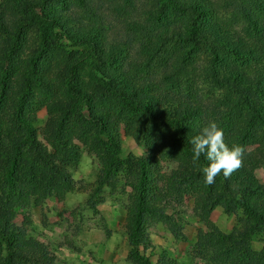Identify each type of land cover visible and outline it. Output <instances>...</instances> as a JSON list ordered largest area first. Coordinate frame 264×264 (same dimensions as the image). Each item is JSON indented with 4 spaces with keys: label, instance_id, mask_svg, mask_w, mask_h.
Returning <instances> with one entry per match:
<instances>
[{
    "label": "trees",
    "instance_id": "16d2710c",
    "mask_svg": "<svg viewBox=\"0 0 264 264\" xmlns=\"http://www.w3.org/2000/svg\"><path fill=\"white\" fill-rule=\"evenodd\" d=\"M42 108L55 158L37 138ZM210 121L246 156L207 185L208 161L194 159L190 140ZM119 131L145 152L120 156ZM80 147L100 163L90 207L102 186L128 180L131 264L167 263L141 252L146 224L173 227L161 203L187 195L208 226L216 205L244 216L228 233L197 236L210 264H264V183L254 175L264 163V0H0V264H52L16 209L69 189ZM159 161L173 166L162 172Z\"/></svg>",
    "mask_w": 264,
    "mask_h": 264
},
{
    "label": "rangeland",
    "instance_id": "374dc122",
    "mask_svg": "<svg viewBox=\"0 0 264 264\" xmlns=\"http://www.w3.org/2000/svg\"><path fill=\"white\" fill-rule=\"evenodd\" d=\"M202 92L207 88L202 86ZM213 94L215 90L209 91ZM217 92V91H216ZM16 95L12 87L8 98ZM44 109L37 111L34 126L37 138L51 158L55 155L46 143L40 130L45 119ZM120 156H139L145 152L143 142L119 131L117 135ZM162 172L168 171L173 163L159 161ZM100 163L86 148L80 147V157L74 168L67 172L71 187L63 194L51 193L37 203L30 202L16 209L14 222L24 228L25 236L32 239L47 252L52 264H131L127 258L128 244L124 229L126 206L129 202L127 178H120L114 185L102 186L93 196L94 206L86 202L94 187ZM254 175L264 183V163L254 170ZM173 227L159 219H149L146 224L148 242L140 247L151 262L166 264H210L207 255L196 250L197 236L210 226L228 233L238 226L244 216L237 209L226 213L220 206H214L208 215L210 226L195 212L190 196L181 199L168 197L161 203ZM260 247L259 237L251 244ZM14 264H27L15 262Z\"/></svg>",
    "mask_w": 264,
    "mask_h": 264
},
{
    "label": "clouds",
    "instance_id": "9594fccd",
    "mask_svg": "<svg viewBox=\"0 0 264 264\" xmlns=\"http://www.w3.org/2000/svg\"><path fill=\"white\" fill-rule=\"evenodd\" d=\"M194 159L203 155L208 164L202 168L204 182L215 183L216 177L223 174L226 180L244 164L246 149L240 144L229 146L225 142L224 131L215 121L208 122L200 132L190 140Z\"/></svg>",
    "mask_w": 264,
    "mask_h": 264
}]
</instances>
